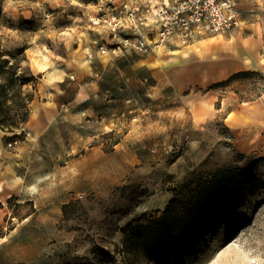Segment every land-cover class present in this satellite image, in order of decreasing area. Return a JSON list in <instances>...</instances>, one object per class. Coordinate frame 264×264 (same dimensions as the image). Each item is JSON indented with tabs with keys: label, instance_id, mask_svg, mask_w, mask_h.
<instances>
[{
	"label": "rangeland",
	"instance_id": "1",
	"mask_svg": "<svg viewBox=\"0 0 264 264\" xmlns=\"http://www.w3.org/2000/svg\"><path fill=\"white\" fill-rule=\"evenodd\" d=\"M146 1L154 5L162 0H4L1 51L17 66V75L33 81L31 67L38 61L59 59L68 47L81 44L85 49L104 41L95 25L107 27L104 19L112 7ZM263 90L264 73L254 70L227 85L196 88L184 96L168 92L155 101L147 91L140 101L111 105L114 128L100 132L91 147L112 156L91 162L88 150L80 164L69 165L80 173L73 183L76 199L63 207L56 229H40L47 241L45 255L29 264H126L127 228L143 216L160 215L185 178L218 169L241 173L242 203L220 214L202 240L176 245L161 263L147 262L137 247L136 264H264V132H232L224 122L227 112ZM21 91L23 104L15 98L7 102L17 129H0V151L11 150L27 136L32 95ZM170 145L181 149L167 154ZM23 198L0 196V233L33 211ZM29 223L18 227H31Z\"/></svg>",
	"mask_w": 264,
	"mask_h": 264
},
{
	"label": "crops",
	"instance_id": "2",
	"mask_svg": "<svg viewBox=\"0 0 264 264\" xmlns=\"http://www.w3.org/2000/svg\"><path fill=\"white\" fill-rule=\"evenodd\" d=\"M236 2L243 11L240 29L189 46L102 54L99 46L111 47L114 40L106 26L95 25L99 39H105L98 46L68 47L65 56L31 67L34 80L22 87L32 95L27 136L11 150L0 151V196L24 197L22 202H30L33 211L0 233V264L43 260L47 241L40 229H56L63 207L76 199L73 183L80 173L69 165L80 164L88 150L91 162L112 156L91 147L100 132L114 128L111 105L140 101L147 91L158 101L165 93L184 96L237 73H264V0ZM88 53H93L91 61ZM224 122L232 132H264V90L254 100L237 104ZM27 222L31 227H18Z\"/></svg>",
	"mask_w": 264,
	"mask_h": 264
},
{
	"label": "trees",
	"instance_id": "3",
	"mask_svg": "<svg viewBox=\"0 0 264 264\" xmlns=\"http://www.w3.org/2000/svg\"><path fill=\"white\" fill-rule=\"evenodd\" d=\"M0 0V19L2 3ZM248 72L232 75L209 88L227 85ZM32 81L17 75V66L10 64L0 46V129L15 133L14 120L8 100L15 98L23 104L22 86ZM24 106V105H23ZM14 136H17L14 134ZM244 183L241 173L215 170L203 176L185 178L175 190L174 197L160 215H146L126 230L123 242L126 264H136L137 247L149 263H161L170 250L179 244L190 246L202 240L213 228L220 214L242 203ZM64 209V208H63Z\"/></svg>",
	"mask_w": 264,
	"mask_h": 264
},
{
	"label": "built area",
	"instance_id": "4",
	"mask_svg": "<svg viewBox=\"0 0 264 264\" xmlns=\"http://www.w3.org/2000/svg\"><path fill=\"white\" fill-rule=\"evenodd\" d=\"M242 13L236 0L123 4L112 7L104 19L114 43L111 47L101 45L98 51L104 54L132 50L144 54L159 48L189 46L240 29L243 26ZM87 59L91 61L93 53H88ZM178 146H168L166 153L178 152L181 149Z\"/></svg>",
	"mask_w": 264,
	"mask_h": 264
}]
</instances>
